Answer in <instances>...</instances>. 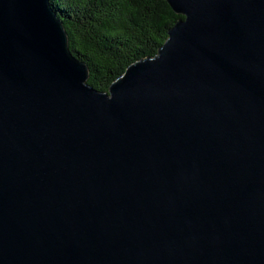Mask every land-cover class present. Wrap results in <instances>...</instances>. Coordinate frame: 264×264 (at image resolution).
Listing matches in <instances>:
<instances>
[{
	"label": "water",
	"instance_id": "95a60500",
	"mask_svg": "<svg viewBox=\"0 0 264 264\" xmlns=\"http://www.w3.org/2000/svg\"><path fill=\"white\" fill-rule=\"evenodd\" d=\"M167 2L102 92L51 0H0V264H264V0Z\"/></svg>",
	"mask_w": 264,
	"mask_h": 264
},
{
	"label": "trees",
	"instance_id": "16d2710c",
	"mask_svg": "<svg viewBox=\"0 0 264 264\" xmlns=\"http://www.w3.org/2000/svg\"><path fill=\"white\" fill-rule=\"evenodd\" d=\"M71 54L87 66V83L102 92L131 64L154 58L181 19L167 0H51Z\"/></svg>",
	"mask_w": 264,
	"mask_h": 264
}]
</instances>
